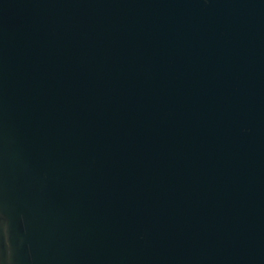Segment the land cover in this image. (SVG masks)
<instances>
[{"label": "water", "instance_id": "1", "mask_svg": "<svg viewBox=\"0 0 264 264\" xmlns=\"http://www.w3.org/2000/svg\"><path fill=\"white\" fill-rule=\"evenodd\" d=\"M0 264H264V0H0Z\"/></svg>", "mask_w": 264, "mask_h": 264}]
</instances>
